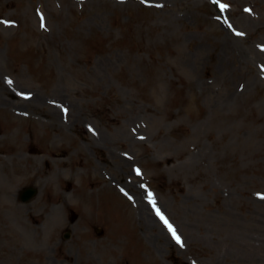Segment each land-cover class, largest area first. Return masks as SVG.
<instances>
[{
  "label": "rangeland",
  "instance_id": "obj_1",
  "mask_svg": "<svg viewBox=\"0 0 264 264\" xmlns=\"http://www.w3.org/2000/svg\"><path fill=\"white\" fill-rule=\"evenodd\" d=\"M0 264H264V0H0Z\"/></svg>",
  "mask_w": 264,
  "mask_h": 264
},
{
  "label": "bare ground",
  "instance_id": "obj_2",
  "mask_svg": "<svg viewBox=\"0 0 264 264\" xmlns=\"http://www.w3.org/2000/svg\"><path fill=\"white\" fill-rule=\"evenodd\" d=\"M60 155H61V153L58 152V153H57V156H60ZM23 178H24V177H23ZM16 185H17V183L15 182V179H12V180H11V186H10V189H14ZM11 195H13V192H11Z\"/></svg>",
  "mask_w": 264,
  "mask_h": 264
},
{
  "label": "water",
  "instance_id": "obj_3",
  "mask_svg": "<svg viewBox=\"0 0 264 264\" xmlns=\"http://www.w3.org/2000/svg\"><path fill=\"white\" fill-rule=\"evenodd\" d=\"M33 192H31L28 196H30Z\"/></svg>",
  "mask_w": 264,
  "mask_h": 264
}]
</instances>
